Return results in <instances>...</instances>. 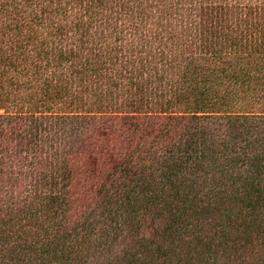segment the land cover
Instances as JSON below:
<instances>
[{
    "label": "trees",
    "instance_id": "16d2710c",
    "mask_svg": "<svg viewBox=\"0 0 264 264\" xmlns=\"http://www.w3.org/2000/svg\"><path fill=\"white\" fill-rule=\"evenodd\" d=\"M0 264H264V0H0Z\"/></svg>",
    "mask_w": 264,
    "mask_h": 264
}]
</instances>
